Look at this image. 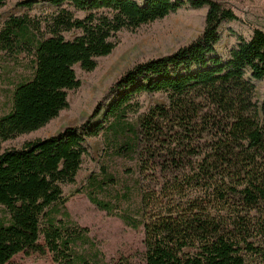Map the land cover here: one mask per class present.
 Listing matches in <instances>:
<instances>
[{
	"label": "trees",
	"instance_id": "16d2710c",
	"mask_svg": "<svg viewBox=\"0 0 264 264\" xmlns=\"http://www.w3.org/2000/svg\"><path fill=\"white\" fill-rule=\"evenodd\" d=\"M10 1L0 0V20ZM39 3L56 11L11 17L0 29V54L24 55L34 69L13 86L11 110L0 115L2 142L69 111L70 92L82 87L75 68L94 72L120 46L119 34L185 10L204 11V18L190 43L134 63L80 125L0 151V264L46 252L55 264H108L90 230L72 218L66 196L79 186L85 160L95 159L91 141L99 139L101 173L77 193L126 226H143L146 264H246L248 256L264 262V101L256 96L264 83V31L232 30L228 51L219 52L222 26L239 21L224 0L18 5ZM160 94L165 104L144 100ZM121 159L134 164L125 169L130 183L114 173Z\"/></svg>",
	"mask_w": 264,
	"mask_h": 264
},
{
	"label": "rangeland",
	"instance_id": "374dc122",
	"mask_svg": "<svg viewBox=\"0 0 264 264\" xmlns=\"http://www.w3.org/2000/svg\"><path fill=\"white\" fill-rule=\"evenodd\" d=\"M25 0H11L2 11L0 29L3 23L11 17L28 16L38 19L56 8L39 3L33 9L20 7L18 4ZM234 9L239 21L222 26L225 34L224 42L219 46V52H227L231 44L230 34L233 31L244 32L251 35L254 29L264 31V0H224ZM204 18V11L196 12L185 10L162 21L143 26L135 33L123 32L119 34L120 46L108 58L99 59L98 68L92 73H84L80 67L75 68L82 81V87L76 92H70V110L43 129L22 136L16 141L2 142L0 140V151L10 148H20L26 141L35 138H48L59 135L67 127H75L83 123L89 116L96 104L107 94L111 85L134 63L141 59L150 57H161L173 53L180 46L193 41L201 32ZM79 35L75 31L66 35L73 39ZM31 59L24 56H8L0 54V115L7 114L11 110L13 86L18 82L29 79L33 74ZM257 99L264 101V83L257 86ZM148 105L165 104L164 95L147 96L144 98ZM91 148L94 160L86 159L83 169L79 175V186L86 184L87 179L92 175L101 173L100 155L102 153V141H91ZM134 167L132 162L118 160L114 173L121 180L130 183L131 175L125 173V169ZM133 176V175H132ZM134 177H136L134 175ZM133 177V178H134ZM77 188L68 189L67 207L72 218L82 227L90 231L88 236L97 250L102 253V259L108 264H146L144 228L134 230L126 226L118 216H108L105 212L99 211L86 197L77 193ZM117 190L125 192L123 186ZM103 197V196H102ZM134 206L138 205L135 195L132 197ZM111 200V199H110ZM177 198L171 203H175ZM127 201L123 198L120 205L121 211L127 209ZM4 212L0 209V217ZM44 244V241H40ZM10 264H55L52 255L46 252L44 255L21 253L15 256ZM246 264H264L258 256H248Z\"/></svg>",
	"mask_w": 264,
	"mask_h": 264
}]
</instances>
